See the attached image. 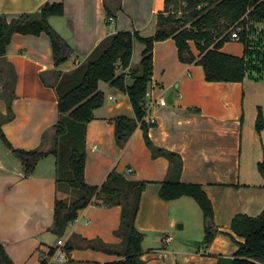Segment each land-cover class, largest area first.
Here are the masks:
<instances>
[{
	"label": "crops",
	"instance_id": "0c3cea01",
	"mask_svg": "<svg viewBox=\"0 0 264 264\" xmlns=\"http://www.w3.org/2000/svg\"><path fill=\"white\" fill-rule=\"evenodd\" d=\"M45 1L0 0V13L12 19L36 11ZM107 1L113 6L122 4L112 22L106 0H64L65 13L50 17L56 32L72 48L71 56L59 65L49 34H14L7 53L0 58V116L9 114L6 89L14 93V117L1 125L14 147H51L46 144L48 137L54 138L53 125L59 118V72L76 68L112 32L155 34L158 15L166 7V0ZM263 24L264 20H249L247 42L231 38L221 48L248 59L242 81L207 80L202 64L180 58L173 37L154 45V95L165 102L153 109L157 121L149 136L155 145L181 154L182 180L201 183L212 200L218 233L209 245L187 244L188 208L194 211L196 221L202 213L191 196L173 200L160 196V182L168 175L170 160L153 155L144 130L138 127L124 148L117 143L113 118L135 117L134 107L124 90L100 82L105 100L87 126L86 180L100 185L115 169L130 179L148 181L136 220L145 233L142 257L146 264H217L220 255L233 256L239 248L232 235L245 240L232 229L235 215L255 216L264 209V176L259 169L264 160V129L259 132L256 128L260 108L264 112V74L258 76L257 65L251 66L257 56L251 30ZM191 45L199 56L195 42ZM144 48L145 43L136 39L131 67L139 65ZM124 70L119 68L118 73ZM172 89L174 100L169 103ZM56 162V155L49 153L27 174L20 157L0 137V240L10 256L16 264H42L44 260L47 264H89L123 258L85 246L84 240L101 238L119 245L122 237L116 229L121 223V205L106 206L97 199L79 211L63 236L53 232L55 200L69 196L57 189ZM151 236L155 246L150 244ZM70 242L72 249L67 248ZM60 245L66 250L65 262L52 260Z\"/></svg>",
	"mask_w": 264,
	"mask_h": 264
},
{
	"label": "trees",
	"instance_id": "16d2710c",
	"mask_svg": "<svg viewBox=\"0 0 264 264\" xmlns=\"http://www.w3.org/2000/svg\"><path fill=\"white\" fill-rule=\"evenodd\" d=\"M122 4L113 6L106 0L107 16L116 17ZM65 13L64 0H47L34 12H22L9 19L0 13V58L7 53L8 45L16 32L26 34H49L55 54L56 65L66 61L72 54L70 44L61 37L50 22L52 15ZM264 20V0H166L164 12L158 15L155 34L142 36L139 30H119L105 36L85 60L71 71L59 72L58 108L59 118L53 125L55 143L49 148H16L2 129V121L14 117L12 102L14 93L6 89L9 114L0 116V137L22 160L26 173H31L38 161L49 153L57 157V189L69 194L56 198L54 222L51 229L63 236L79 211L97 199L106 206L121 205L122 216L116 234L122 237L119 245L101 238L84 239L85 246L101 249L123 256L105 262L89 264H146L142 257L145 233L136 223L143 192L148 181L130 179L125 173L112 170L100 185L86 180V132L88 123L95 117V109L105 100L100 88L101 81L119 87L128 93L135 117L119 115L113 118L115 138L124 148L134 131L144 130L148 145L154 156L165 155L170 160L167 177L160 182L159 194L163 199L173 200L184 195L193 197L201 206L206 222V245L218 233L214 223V205L201 183L186 182L181 178L183 158L180 153L154 144L149 129L154 124L145 119L146 91L152 83L154 69V45L158 40L173 37L180 58L185 62L203 65L206 79L210 81H242L249 68L246 56H238L221 50L231 39L234 27L243 26L240 39L247 42L249 20ZM136 39L145 43L143 57L136 67L131 61ZM194 41L200 50L197 56L191 45ZM125 69L118 73V69ZM256 128L264 129V112L260 108ZM264 176V160L259 163ZM232 229L245 238L238 241L239 248L233 256L220 255L217 264H264V209L258 215L238 213L232 221ZM67 245L72 249L74 244ZM0 264H16L0 240ZM42 264H47L44 260Z\"/></svg>",
	"mask_w": 264,
	"mask_h": 264
},
{
	"label": "rangeland",
	"instance_id": "374dc122",
	"mask_svg": "<svg viewBox=\"0 0 264 264\" xmlns=\"http://www.w3.org/2000/svg\"><path fill=\"white\" fill-rule=\"evenodd\" d=\"M251 34L255 36L254 37L255 40H253V41L255 42L254 46L256 48L255 52L257 54V56L255 57L256 63L252 64L251 66L255 67V65H257V68L255 67V70L257 71V75L261 76L262 74H264V24L259 25L258 28H255L254 32H253V30H251ZM54 143H55V136L53 139L48 137L46 145L50 146L51 144L54 145ZM191 200L193 201L194 205L199 209V211H201L200 213H202V214H200L201 216L199 218V221H196L194 211L188 208L189 211H187V213H186V222H187L186 240H187V244H191V243L192 244H195V243L204 244L205 239H206V230H205L206 222H205L203 210L195 199L191 198ZM214 223H215V227H217L216 222H215V216H214ZM177 226H178V223H177L176 227ZM232 238H230V239H232ZM177 240H178V238H177ZM150 244H153L155 246V241L153 240V236H151V238H150Z\"/></svg>",
	"mask_w": 264,
	"mask_h": 264
},
{
	"label": "built area",
	"instance_id": "2783aa9c",
	"mask_svg": "<svg viewBox=\"0 0 264 264\" xmlns=\"http://www.w3.org/2000/svg\"><path fill=\"white\" fill-rule=\"evenodd\" d=\"M110 20L111 22L114 21V17H111ZM242 29L243 26L234 27L231 33V38H240V33ZM155 87L156 85L151 83L150 87L146 91V100H145V110H146L145 119L152 123H155L157 121L156 116L153 114L154 107L159 103L165 102L161 98L156 97L154 95ZM161 89L163 90V87ZM52 260L60 261V262L67 261L66 250L64 249L63 245H60L56 249V251L52 254Z\"/></svg>",
	"mask_w": 264,
	"mask_h": 264
},
{
	"label": "water",
	"instance_id": "95a60500",
	"mask_svg": "<svg viewBox=\"0 0 264 264\" xmlns=\"http://www.w3.org/2000/svg\"><path fill=\"white\" fill-rule=\"evenodd\" d=\"M175 89H172L168 95V102L172 103L173 102V95H174Z\"/></svg>",
	"mask_w": 264,
	"mask_h": 264
}]
</instances>
